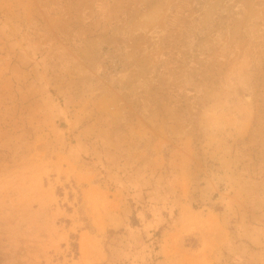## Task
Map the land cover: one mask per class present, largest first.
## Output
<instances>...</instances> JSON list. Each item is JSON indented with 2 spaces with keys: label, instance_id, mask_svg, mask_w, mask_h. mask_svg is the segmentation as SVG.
I'll use <instances>...</instances> for the list:
<instances>
[{
  "label": "rangeland",
  "instance_id": "374dc122",
  "mask_svg": "<svg viewBox=\"0 0 264 264\" xmlns=\"http://www.w3.org/2000/svg\"><path fill=\"white\" fill-rule=\"evenodd\" d=\"M0 264H264V0H0Z\"/></svg>",
  "mask_w": 264,
  "mask_h": 264
}]
</instances>
